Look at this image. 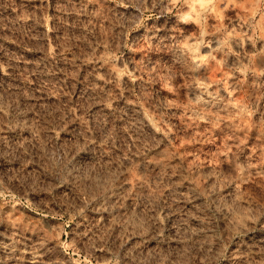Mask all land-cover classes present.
<instances>
[{
    "label": "rangeland",
    "instance_id": "obj_1",
    "mask_svg": "<svg viewBox=\"0 0 264 264\" xmlns=\"http://www.w3.org/2000/svg\"><path fill=\"white\" fill-rule=\"evenodd\" d=\"M219 2L0 0V264H264V0Z\"/></svg>",
    "mask_w": 264,
    "mask_h": 264
},
{
    "label": "bare ground",
    "instance_id": "obj_2",
    "mask_svg": "<svg viewBox=\"0 0 264 264\" xmlns=\"http://www.w3.org/2000/svg\"><path fill=\"white\" fill-rule=\"evenodd\" d=\"M231 1H232V0H231ZM220 2H221V4H224V5H226V6L229 5L230 3L233 4V2H230V0H220ZM220 2H219V3H220ZM219 3H218V4H219ZM221 4H220V5H221ZM232 4H231V5H232ZM201 5H202V4H201ZM209 5H210V4H209ZM224 5H222V6H224ZM226 6H225V7H226ZM234 6H235V5H234ZM192 7L194 8L195 6H192ZM192 7H191V8H192ZM200 7H201V6H200ZM210 7H211V6H210ZM196 8H197V6H196ZM196 8H194V9H196ZM208 8H209V7H208ZM227 8H230V7L228 6ZM231 8H232V7H231ZM211 9L213 10L214 8L211 7ZM211 9H210V10H211ZM208 11H209V10H208ZM191 12H192V11H191ZM191 12H190V13H191ZM198 12H199V11H198ZM204 12H207V11H204ZM210 12H211V11H210ZM212 12H214V11H212ZM190 13H189V15H190ZM200 13H201V12H200ZM197 14H198V13H197ZM194 15H195V14H194ZM209 15H210V13H209ZM209 15H208V16H209ZM191 16H192V15H191ZM196 17H197V16H196ZM211 17H213V14H212ZM114 73H115V72H114Z\"/></svg>",
    "mask_w": 264,
    "mask_h": 264
}]
</instances>
